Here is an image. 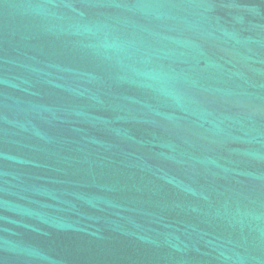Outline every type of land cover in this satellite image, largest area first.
<instances>
[{"label":"water","instance_id":"water-1","mask_svg":"<svg viewBox=\"0 0 264 264\" xmlns=\"http://www.w3.org/2000/svg\"><path fill=\"white\" fill-rule=\"evenodd\" d=\"M0 264H264V0H0Z\"/></svg>","mask_w":264,"mask_h":264}]
</instances>
